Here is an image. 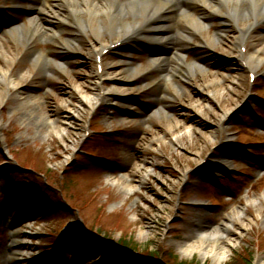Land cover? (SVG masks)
<instances>
[{"label":"rangeland","instance_id":"1","mask_svg":"<svg viewBox=\"0 0 264 264\" xmlns=\"http://www.w3.org/2000/svg\"><path fill=\"white\" fill-rule=\"evenodd\" d=\"M4 6L0 0L8 59L0 65L25 76L13 86L0 81V264H127L117 254L123 240L136 247L133 261L144 264H162L158 256L169 264H264V52L259 64H248L252 81L236 58L261 47L264 22L237 48L230 27L211 43L220 29L211 17L182 49L187 63L201 61L207 71L189 81L148 69L149 57L172 52L174 43L127 41L95 58L93 48L114 39L92 27L68 52L37 42L38 50L64 63L63 69L51 65L46 76L21 62L20 47L5 40L13 12ZM14 16L27 23L32 13ZM72 32L60 33V40ZM126 64L140 73L105 101L111 66L123 72ZM97 81L102 90L95 104L78 102L97 94ZM28 204L43 208L28 211ZM200 228L219 233L203 243L228 247L223 261L200 249L182 253ZM75 229L84 232V243L68 242ZM15 241L21 251L12 256ZM150 252L157 259L141 257Z\"/></svg>","mask_w":264,"mask_h":264},{"label":"bare ground","instance_id":"2","mask_svg":"<svg viewBox=\"0 0 264 264\" xmlns=\"http://www.w3.org/2000/svg\"><path fill=\"white\" fill-rule=\"evenodd\" d=\"M25 1L29 2L26 10L31 11L32 16L27 19V23L11 24L4 31V38L20 47L15 56H19L21 62L29 61L36 71L40 70L46 76L53 74L50 69L51 65L63 69L64 63L58 64L53 57H48L44 52L38 50L37 42H54L58 49L68 52L69 46H72L73 49L78 48L76 45L78 38L85 35L92 27L91 29H96L99 36L107 34L113 36L114 39L113 42L107 40L106 44H97L98 46L93 48L96 56H99V53L108 49L109 46L121 45L127 41H134L138 44L143 41L169 45L174 43L178 47L171 54L168 51L166 55L162 53L160 56L149 57L151 67L148 69L155 68L163 79L167 72L169 75H177L179 78L189 81L195 74L203 75L207 71L204 70L205 66L201 61L187 63L182 56V49L187 48L192 37L201 35L208 28L211 17L216 16L220 24V29L211 36V43L213 44L226 36L227 28L230 27L233 30V41L237 48L247 43L258 23L264 22V0H131L125 5L118 4L113 0ZM17 4L20 6L19 0ZM93 25L95 26L93 27ZM67 29L72 30V34H69L64 40H60V33ZM198 43L204 45L201 41ZM3 44V41L0 42V59L5 62L8 59V46L4 47ZM263 52L264 41L261 47L255 48L247 54L238 51L236 58L240 60V64L245 70L252 71L248 64H259ZM124 68L125 70L120 72L114 65L111 66L112 70L106 76L112 81V86L110 89H104L105 101H110L109 98L112 97L115 98L118 88L128 86L131 77L140 73L131 64H126ZM148 69L142 73L141 78L146 77ZM23 76H25L23 73L12 75L6 66L0 65V81H5L13 86V82ZM209 84L214 85L212 81ZM209 84L207 86H210ZM95 87L96 95L90 98L83 95L78 102L89 106L95 104L96 97L102 90L98 81ZM145 87H148L147 84L143 86V88ZM174 89L177 90L176 87ZM26 98L25 96L24 99ZM70 111L72 110L70 109ZM0 143L2 144V142ZM235 215L237 214L233 212L229 218H234ZM229 229L230 226L226 225L222 228L223 231H229ZM219 232L224 233L220 230ZM214 233L219 235L218 232L209 234L206 228L198 229L195 233L197 240L191 244L183 243L180 247L182 253L186 255L195 249H200L203 256L210 254L215 260L214 262L223 261L228 255V247L218 244L217 241L215 249L203 243L204 239ZM15 243L16 247H10L12 256H17V253L21 251L18 243L16 241Z\"/></svg>","mask_w":264,"mask_h":264},{"label":"trees","instance_id":"3","mask_svg":"<svg viewBox=\"0 0 264 264\" xmlns=\"http://www.w3.org/2000/svg\"><path fill=\"white\" fill-rule=\"evenodd\" d=\"M26 190V192L29 190V189H24V191ZM29 205V204H28ZM28 205H26V209L29 211V210H32L33 208L35 209V208H39V209H41V208H43V205H39V206H37V205H34L33 206V208H31V204L28 206ZM37 206V207H36ZM22 208H24V207H22ZM62 208H63V206H62ZM33 211V210H32ZM85 234H84V232L82 231V230H80V229H75V230H73L72 232H70L69 234H67V236L69 237V239H68V242L69 243H73V244H75L76 242H80L81 244L82 243H84V242H82L83 241V236H84ZM119 250H121V251H119L118 252V254L120 255V256H122L126 261H130V257L128 256L129 255V253L128 252H131V251H133L136 247L135 246H132V245H130V244H128L127 242H125L124 240L123 241H120V244H119ZM163 255H164V253L163 252H161ZM158 253H152V252H150V253H145V255H143V256H146V257H151V256H153V255H157ZM162 255V256H163ZM166 255V254H165ZM157 257V256H156ZM159 257V256H158ZM151 258H153V257H151ZM162 258V257H161ZM169 259V258H168ZM168 259H166V258H162V260H164V261H166V263L167 264H169L168 263ZM133 262V261H132ZM136 262V261H135ZM136 263H138V264H144V263H142V262H136ZM175 264H181V263H177V262H175Z\"/></svg>","mask_w":264,"mask_h":264}]
</instances>
